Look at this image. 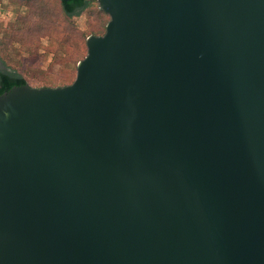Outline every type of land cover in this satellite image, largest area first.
<instances>
[{
	"label": "water",
	"instance_id": "water-1",
	"mask_svg": "<svg viewBox=\"0 0 264 264\" xmlns=\"http://www.w3.org/2000/svg\"><path fill=\"white\" fill-rule=\"evenodd\" d=\"M99 5L71 85L0 96V264H264V0Z\"/></svg>",
	"mask_w": 264,
	"mask_h": 264
},
{
	"label": "rangeland",
	"instance_id": "rangeland-1",
	"mask_svg": "<svg viewBox=\"0 0 264 264\" xmlns=\"http://www.w3.org/2000/svg\"><path fill=\"white\" fill-rule=\"evenodd\" d=\"M26 1L0 0V73L15 71L36 88L72 84L88 37L103 34L110 17L99 0L74 17L59 0Z\"/></svg>",
	"mask_w": 264,
	"mask_h": 264
},
{
	"label": "trees",
	"instance_id": "trees-1",
	"mask_svg": "<svg viewBox=\"0 0 264 264\" xmlns=\"http://www.w3.org/2000/svg\"><path fill=\"white\" fill-rule=\"evenodd\" d=\"M32 1H35V0H28L26 2H32ZM59 1L61 3L62 13L67 17L79 16L83 11L88 9L92 3V0H59ZM102 12L105 15H108L110 17V15L107 14L106 12L104 11ZM110 19L111 17L109 18V21ZM105 32H106V29H105ZM105 32L100 35L95 34V36H102L105 34ZM27 84L28 82L26 81V79L15 71L1 72L0 73V96L5 93L10 92L13 87L27 85Z\"/></svg>",
	"mask_w": 264,
	"mask_h": 264
}]
</instances>
